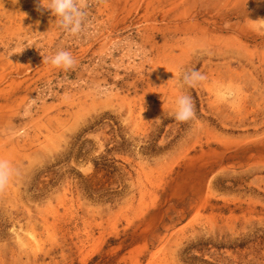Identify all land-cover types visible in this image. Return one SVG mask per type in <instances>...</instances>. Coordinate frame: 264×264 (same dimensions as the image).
<instances>
[{
    "label": "rangeland",
    "instance_id": "obj_1",
    "mask_svg": "<svg viewBox=\"0 0 264 264\" xmlns=\"http://www.w3.org/2000/svg\"><path fill=\"white\" fill-rule=\"evenodd\" d=\"M78 3L0 0V264H264V0Z\"/></svg>",
    "mask_w": 264,
    "mask_h": 264
},
{
    "label": "clouds",
    "instance_id": "obj_2",
    "mask_svg": "<svg viewBox=\"0 0 264 264\" xmlns=\"http://www.w3.org/2000/svg\"><path fill=\"white\" fill-rule=\"evenodd\" d=\"M39 7L50 10L55 17L56 26L68 32L71 35H78L85 31L87 26V12L85 7L78 3V0H38ZM24 48L21 49V51ZM21 51H11L9 57L13 53ZM43 60L50 63L54 67L70 68L75 64V58L70 51L60 49L54 53L43 57ZM205 77L196 69H191L183 72L182 83L194 84ZM36 102V98H30L25 105V114L31 111L32 106ZM193 116V104L191 97L186 94H180L175 100L174 118L178 121H187ZM12 168L7 160L0 159V186L8 182Z\"/></svg>",
    "mask_w": 264,
    "mask_h": 264
},
{
    "label": "trees",
    "instance_id": "obj_3",
    "mask_svg": "<svg viewBox=\"0 0 264 264\" xmlns=\"http://www.w3.org/2000/svg\"><path fill=\"white\" fill-rule=\"evenodd\" d=\"M173 203H177L175 206V209H171L170 211V216L171 219L167 218V222L176 221V220H185L189 217L190 215V209H189V204H188V199L186 198L183 201H178V200H172Z\"/></svg>",
    "mask_w": 264,
    "mask_h": 264
}]
</instances>
